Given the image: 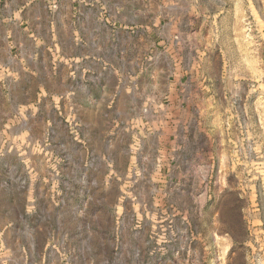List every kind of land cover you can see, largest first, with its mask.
Masks as SVG:
<instances>
[{"label": "rangeland", "instance_id": "374dc122", "mask_svg": "<svg viewBox=\"0 0 264 264\" xmlns=\"http://www.w3.org/2000/svg\"><path fill=\"white\" fill-rule=\"evenodd\" d=\"M17 1L0 264H264V0Z\"/></svg>", "mask_w": 264, "mask_h": 264}, {"label": "crops", "instance_id": "0c3cea01", "mask_svg": "<svg viewBox=\"0 0 264 264\" xmlns=\"http://www.w3.org/2000/svg\"><path fill=\"white\" fill-rule=\"evenodd\" d=\"M82 1H86V2L90 1L92 4H95V6L97 7L102 6V0H94V1L93 0H82ZM76 2L77 0H74V3ZM35 3L36 4H33V7H40V12L47 14L48 12L47 8H49V5H50L49 1L39 0L38 2H35ZM82 3L83 2L79 0L78 6L79 7L82 6ZM105 5H106V2H105ZM3 7L4 9L0 10V23H5V25L3 26L2 30L0 29V66L6 67L7 64L9 63L10 56L13 53V45H12L13 42H17V41L19 42L20 40V39L17 40V38H15L16 37L15 34L13 36L12 25H15L17 28H19L18 30L20 31V34H21L20 37L23 38V40H20V49H22L24 47L23 46L24 43L29 39V36L31 35L27 32V26L25 25L29 24V21L31 23L41 24L43 20H41V17H38V14H39L38 12H37L38 14L35 13L36 14L35 17L37 18L31 17L32 15H30L29 5L27 1L21 2V1L15 0L13 2L6 3ZM31 10L32 8H30V11ZM90 11L92 12V14L88 17L87 28L88 30L91 31L90 36H92L91 38L93 40L91 44L93 46L102 47L103 45L104 47H106L104 45V42L102 43L101 38L98 37L99 34L96 33L97 26H99V24L103 23L102 21H104L102 19V15L99 14L100 17H99V20H97L96 15L94 13V9ZM120 15H122V13ZM29 17H30V20H28ZM84 31L85 29H77V28H74V30L70 29L69 38H70L71 43L74 44L75 46L79 45L80 42L83 40V38H86V36L84 37L83 35ZM99 58L101 59V55H99ZM7 83H8L7 77L5 78L0 77V124H1L0 128H3V129L5 127H2V126H7V124H9L11 121V114L9 112H6L3 106V104L5 102H9V99H10L9 95L5 91V87L7 86Z\"/></svg>", "mask_w": 264, "mask_h": 264}]
</instances>
